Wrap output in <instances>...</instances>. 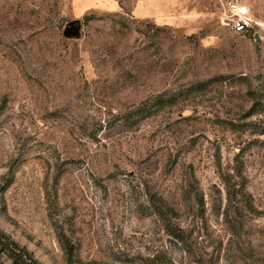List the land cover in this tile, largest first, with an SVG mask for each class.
<instances>
[{
	"label": "rangeland",
	"instance_id": "obj_1",
	"mask_svg": "<svg viewBox=\"0 0 264 264\" xmlns=\"http://www.w3.org/2000/svg\"><path fill=\"white\" fill-rule=\"evenodd\" d=\"M135 1L0 0V232L35 264H264V0L251 34Z\"/></svg>",
	"mask_w": 264,
	"mask_h": 264
},
{
	"label": "trees",
	"instance_id": "obj_2",
	"mask_svg": "<svg viewBox=\"0 0 264 264\" xmlns=\"http://www.w3.org/2000/svg\"><path fill=\"white\" fill-rule=\"evenodd\" d=\"M249 34L253 33L252 28H249L247 31ZM221 80V77H215L208 79L206 81L198 82L194 85H192L189 89L190 91H200L205 89L209 84H211L214 81H219ZM175 102V99H168L164 100L163 105H172ZM238 161L236 159L237 164ZM236 173L239 177L242 178V172L241 168L238 167L236 169ZM226 186H227V196L229 197H235L237 192H240L239 190L234 189V186L229 184V179L226 180ZM241 193V192H240ZM242 195H245L242 193ZM196 202L199 205H203V200L202 197L197 195L196 196ZM247 207L254 211L253 206L250 204V202H246ZM154 205V211L155 213L161 218L165 225L166 231L175 237L178 240H181V229L178 226H175L174 223H172V217L174 216V209L173 208H165L161 204H156L155 202L153 203ZM0 251L5 252L8 257L12 260L13 264H35V260L33 257L28 254L24 249L19 248V246L9 239L6 235H4L2 232H0ZM64 251H65V256H66V263L71 264L72 262V250H71V245L68 243H64Z\"/></svg>",
	"mask_w": 264,
	"mask_h": 264
},
{
	"label": "built area",
	"instance_id": "obj_3",
	"mask_svg": "<svg viewBox=\"0 0 264 264\" xmlns=\"http://www.w3.org/2000/svg\"><path fill=\"white\" fill-rule=\"evenodd\" d=\"M223 20L236 33H246L252 26L249 8L239 0H227Z\"/></svg>",
	"mask_w": 264,
	"mask_h": 264
},
{
	"label": "crops",
	"instance_id": "obj_4",
	"mask_svg": "<svg viewBox=\"0 0 264 264\" xmlns=\"http://www.w3.org/2000/svg\"><path fill=\"white\" fill-rule=\"evenodd\" d=\"M168 11L165 0H136L131 10L139 18L149 17L151 14H166Z\"/></svg>",
	"mask_w": 264,
	"mask_h": 264
},
{
	"label": "water",
	"instance_id": "obj_5",
	"mask_svg": "<svg viewBox=\"0 0 264 264\" xmlns=\"http://www.w3.org/2000/svg\"><path fill=\"white\" fill-rule=\"evenodd\" d=\"M223 22H224L225 24H228V23H229V21H224V20H223ZM78 28H79V24H78V22L75 21V20H73V21H71V22H69V23L67 24V29H68V31H76ZM259 33H261V30H259ZM255 37L258 38V35H256Z\"/></svg>",
	"mask_w": 264,
	"mask_h": 264
}]
</instances>
